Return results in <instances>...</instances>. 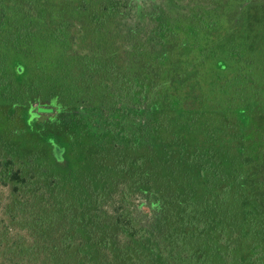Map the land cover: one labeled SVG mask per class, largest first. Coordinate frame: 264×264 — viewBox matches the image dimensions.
Instances as JSON below:
<instances>
[{
	"label": "rangeland",
	"instance_id": "374dc122",
	"mask_svg": "<svg viewBox=\"0 0 264 264\" xmlns=\"http://www.w3.org/2000/svg\"><path fill=\"white\" fill-rule=\"evenodd\" d=\"M0 264H264V0H0Z\"/></svg>",
	"mask_w": 264,
	"mask_h": 264
},
{
	"label": "trees",
	"instance_id": "16d2710c",
	"mask_svg": "<svg viewBox=\"0 0 264 264\" xmlns=\"http://www.w3.org/2000/svg\"><path fill=\"white\" fill-rule=\"evenodd\" d=\"M132 89L137 90V91H141L142 92V96H141V101L140 103L143 104L144 103V98L146 97L147 99H149V97H147L146 93H145V87H139L137 84L133 83L132 84ZM147 103H149V100L147 101ZM52 108H48V107H43L40 108L38 111L41 113H45V114H49L51 113L50 111H52ZM12 161H9L6 164V167L9 168L12 165ZM10 180L14 183H21L23 181V178H21L20 176V171H12L11 175H10ZM117 223L119 225V227H121L128 235L132 236V237H138L140 232H139V228L133 223L132 218L130 217V215H127L126 217L123 216V214L119 215L117 218Z\"/></svg>",
	"mask_w": 264,
	"mask_h": 264
}]
</instances>
